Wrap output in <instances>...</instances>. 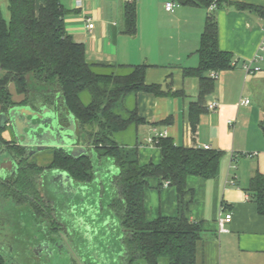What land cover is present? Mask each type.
Instances as JSON below:
<instances>
[{"label": "crops", "instance_id": "0c3cea01", "mask_svg": "<svg viewBox=\"0 0 264 264\" xmlns=\"http://www.w3.org/2000/svg\"><path fill=\"white\" fill-rule=\"evenodd\" d=\"M7 1L0 0L6 21ZM130 1L136 5L134 35L123 33V7ZM167 1L170 0H60V3L70 11L64 19L65 30L84 44L87 61L145 64V81L160 84L165 92L159 96L139 92L132 98L145 122L134 126L133 132H124L129 133L130 142L125 137L118 142L136 144L140 165L160 161L158 140L149 142L159 133L179 146L209 145L208 150L221 152L212 178L195 175L186 178L188 191L182 199L174 186H163L164 181L156 177L148 178L143 198L146 220L183 214L190 220L201 221L204 231L197 243L195 264H264V215L258 213L246 190L254 172L264 176V50L260 48L264 16L256 10L264 11V0H220L213 10L171 0L176 3L171 12L164 8ZM43 3L44 0H35L36 8ZM239 4L249 7L240 8ZM210 12L217 20L218 47L233 55L234 67L212 71L216 73L212 77L214 89L204 97L206 110L199 114L194 126L190 110L198 101V79L184 76L182 70L198 65L197 49ZM88 22L93 24L92 29L87 28ZM246 62L260 70L246 72L243 69ZM245 98L249 103L240 104ZM211 101H217L215 109L207 108ZM70 117L62 123L64 126L69 125ZM2 137L10 141L12 135L6 130ZM85 141L82 144L89 151L91 147ZM1 152L0 155L4 154ZM11 170L10 155L5 154L0 161V184L4 185ZM112 171L118 173L116 166ZM98 172L96 164L94 178ZM14 206L21 218L26 208L21 210L16 203ZM30 211L26 214L31 216ZM226 213L232 218L225 225L226 231L219 232L218 221ZM6 249L12 250L9 244Z\"/></svg>", "mask_w": 264, "mask_h": 264}, {"label": "trees", "instance_id": "16d2710c", "mask_svg": "<svg viewBox=\"0 0 264 264\" xmlns=\"http://www.w3.org/2000/svg\"><path fill=\"white\" fill-rule=\"evenodd\" d=\"M177 1L207 8L212 0ZM7 2L8 21L0 9V112L13 105L47 106L58 114L63 124L71 115L80 139L87 140L85 142L91 147L90 154L94 151L98 157L112 159L118 170L114 179L118 194L108 205L120 219L125 264H195L197 243L204 231L202 222L190 220L183 214L158 216L147 221L144 189L150 177L168 180L182 199L188 191L186 178L189 175L212 178L221 152L179 146L170 137H162L157 142L160 161L140 165L136 144H120L114 137L145 122L135 105L131 108L125 105L128 97L133 98L139 92L156 96L165 93L160 84L145 81L147 65L87 61L84 44L75 41L65 30L64 19L70 11L60 0H44L37 8L35 0ZM216 5H220V0ZM238 7L249 6L239 4ZM256 10L264 16V11ZM123 33H136L133 1L126 2L123 7ZM197 54L198 65L182 70L184 76L198 79V101L190 110L194 126L199 114L206 110L204 97L214 89V79L209 73L234 67L233 55L218 47V25L212 12L206 16ZM10 85L19 100L12 98ZM83 93L88 94L87 102L83 100ZM3 130L0 129L2 147L17 157L22 156L21 146L1 137ZM90 154L74 158L63 150L51 149L50 160L45 166L23 158L13 182L17 190L10 188L12 191L5 194L18 205L29 202L40 213L35 201L39 199L37 179L42 171H66L74 182L89 184L94 180L95 171ZM246 190L258 213L264 215V176L254 172ZM4 254L0 250V264H10Z\"/></svg>", "mask_w": 264, "mask_h": 264}, {"label": "rangeland", "instance_id": "374dc122", "mask_svg": "<svg viewBox=\"0 0 264 264\" xmlns=\"http://www.w3.org/2000/svg\"><path fill=\"white\" fill-rule=\"evenodd\" d=\"M10 91L12 92V98L19 100V96L14 92L13 85H10ZM82 97L84 102L88 101L87 93H83ZM132 104V98L128 97L125 105L131 108L133 107ZM133 127L131 126L128 130L133 132ZM8 129L10 130V128ZM124 132L118 133L114 138L117 141H121L125 137L126 142H130V137H127L129 133ZM5 154L9 156V152H4V154L0 155V161L5 158ZM50 157L51 149L32 154V160L42 166L49 162ZM91 158L95 163V167L97 164L99 172L96 182L87 184L85 189L73 190L72 195L68 196L62 191L55 193L53 191L55 188L49 178L47 182L40 184H43V190L47 192V196L50 198L53 208L50 210L56 215L57 222L65 225H63L65 228L62 226L59 229L58 235L52 234V236L64 242L65 245L72 244L76 253L75 256H79L83 249L88 250V254L85 256L88 257L90 264H101V262L103 264L102 260L105 258L109 259L110 264H125L123 259H121L124 247L121 241L123 231L120 219L118 215L112 213L108 205V202L110 203L118 194L114 181L117 173L112 171L115 164L110 158L98 157L94 151ZM73 184L78 185L76 183ZM38 187L40 186L38 185ZM11 191V189L0 184V245H5L7 247L6 250H8V244L12 248L11 251L4 254L8 263L15 264L20 262L28 264L29 260H33L29 251L31 244L29 242L28 246L23 247L22 245H26L28 241H24V239L25 237L26 239L31 238V243H34L35 239L41 237V230L36 229V227L38 222H45V220H42L45 218L37 215L36 209L33 207L31 212L32 214L34 213L35 219L23 221L18 213L13 210L15 207L14 200L6 196ZM22 206L25 207L23 208ZM20 208L21 210L25 209L26 204L20 205ZM49 208L51 207L49 206ZM24 217L27 218L26 216ZM160 263L163 264L162 262Z\"/></svg>", "mask_w": 264, "mask_h": 264}, {"label": "water", "instance_id": "95a60500", "mask_svg": "<svg viewBox=\"0 0 264 264\" xmlns=\"http://www.w3.org/2000/svg\"><path fill=\"white\" fill-rule=\"evenodd\" d=\"M8 125L11 127L17 144L23 148L24 156L30 157L34 153L47 149H60L74 158L91 153L84 147L80 136L76 133L73 118L70 117L69 125L64 126L58 114L47 106H10L6 111L0 112V129ZM49 175L48 178L53 183L55 193L62 191L71 196L76 189L87 187V184H73L74 181L66 171L53 169ZM96 180L97 178H94L92 182L95 183ZM81 259L84 260V257ZM107 260L108 263L102 260L103 264H110L109 259Z\"/></svg>", "mask_w": 264, "mask_h": 264}, {"label": "flooded vegetation", "instance_id": "af4514ba", "mask_svg": "<svg viewBox=\"0 0 264 264\" xmlns=\"http://www.w3.org/2000/svg\"><path fill=\"white\" fill-rule=\"evenodd\" d=\"M2 112H4V111H2ZM8 128H10V130ZM6 130H8L10 132V134L12 135V138L10 141H13L14 145L20 146L17 144V140L14 137L13 132L11 130V127L9 125L6 126L3 131H6ZM1 137H2V133H1ZM0 151H2L1 153L9 152L11 165H12V170H11V172H9L10 174L8 173L7 181L5 180L4 185H5V187H7L9 189L12 188L15 191L17 189L13 188V187H15V186H13L14 185L13 182H14L15 178L17 177L18 163L23 158H28V160L32 159V156H30V157L24 156L25 155V152H24V154L22 156L17 157L13 152H10V151L6 150L4 147H2L1 142H0ZM51 171H53V169H51V170L50 169H44L42 171V173L38 176V179H37V183L40 186L37 188L38 192H39V199L35 201L36 206L40 210V213H37V215H41V217L45 218V219H42V220H45V222H43V223L38 222V226L36 227V229L41 230L42 235H41V237L35 239L34 243H31V240H32L31 238L30 239H26V237H25V239L23 238L24 241L28 240L26 245H22L23 247L28 246L29 242L31 244V246H29V249H30L29 251H30V254H32L33 260L32 261L27 260L28 264H90L88 257L85 256L88 254L87 253L88 250L85 249V251H83L84 253L82 252V253H80L79 256H75L76 253L74 252V247L72 244L71 245L70 244L65 245L64 242H61L58 238H54L52 236V234L58 235L57 232H59V229L62 228V226L64 224L61 222H59V223L57 222L58 220H57L56 215L50 210V209H53L52 205L50 203V198L47 196V192L45 190H43V184L45 182H47L48 177H50L49 174ZM41 183H43V184L40 185ZM74 183H76V182H74ZM57 189H56V191H58ZM49 206L51 208H49ZM33 207H34V205L27 202L26 210L24 209L25 211L21 212V214H22L21 218L23 221L24 220L32 221L35 219V216H33L34 213L33 214L30 213L31 216L28 215V213L26 214V212L29 211V209L32 210ZM35 212H36V210H35ZM24 214H26V215H24ZM24 216H26L27 218H25ZM0 217H1V212H0ZM64 226H63V228H65ZM26 232H27V230H26ZM121 240H122V238H121ZM5 247H6L5 245L0 246V250L2 252H6ZM123 252H124V249H123ZM93 253L95 256V251ZM81 257H84V260L81 259ZM123 257H124V253L121 256V259H123ZM107 259L103 260L104 263H108ZM15 264H23V263L17 262Z\"/></svg>", "mask_w": 264, "mask_h": 264}, {"label": "built area", "instance_id": "2783aa9c", "mask_svg": "<svg viewBox=\"0 0 264 264\" xmlns=\"http://www.w3.org/2000/svg\"><path fill=\"white\" fill-rule=\"evenodd\" d=\"M77 1H79V0H77ZM216 1H217V0H212V1H211L210 5L208 6L210 10H213V9H215V8L217 7V5H216ZM175 5H176V3H175L174 1H171V0H170V1H167V2L165 3L164 8H165L166 11H170V12H171V11H173V8H174ZM86 26H87L88 29H92L93 24H92L91 22H88ZM261 29H262V42H261V46H260V48H261L262 50H264V23H263ZM243 69H244L246 72H252V71H253V72H256V71H259V70H260V68L257 67V66L254 67V68H252V67H251V62H246V63H244V64H243ZM210 75H211V77H213V78L216 77V73H215V72H212ZM248 103H249V100L246 99V98L240 100V104H242V105H246V104H248ZM217 105H218L217 101H211V102L207 105V108H208V109H215V108L217 107ZM161 137H164V134H162V133L155 134V135L153 136V138H150V139H149V142L153 144V143H155L157 140H159ZM202 148H203V149H210V146H209V145H203ZM168 185H170V182H169L168 180H165V181L163 182V186H168ZM231 218H232L231 214H230V213H226L225 216H224V218H223V219H220V220L218 221V231H219V232H224V231H226L225 225H226L227 223L230 222Z\"/></svg>", "mask_w": 264, "mask_h": 264}]
</instances>
